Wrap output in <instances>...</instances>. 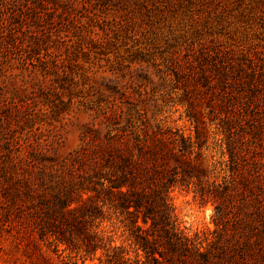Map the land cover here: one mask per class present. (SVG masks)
Returning a JSON list of instances; mask_svg holds the SVG:
<instances>
[{
    "label": "trees",
    "instance_id": "obj_1",
    "mask_svg": "<svg viewBox=\"0 0 264 264\" xmlns=\"http://www.w3.org/2000/svg\"><path fill=\"white\" fill-rule=\"evenodd\" d=\"M68 1L0 0V128L10 135L3 138L5 150L15 154L0 176V264H264V182L260 170L243 175L245 153L234 139L243 116L257 113L263 72L244 63L216 65L207 54L194 67L173 65L197 124L194 142L178 130L150 127L144 113L131 116L114 91L65 159L54 157L51 136L29 140L40 133L36 116L58 123L59 115L87 105L76 99L69 58L56 48L62 35L42 25L51 14L67 13ZM16 65L26 74L13 73ZM193 93L206 95L225 133L229 183L206 179ZM255 123L249 121L251 129ZM177 186L193 188L201 204L213 205L214 237L204 247L175 225L171 192ZM106 211L118 214L133 257L97 231Z\"/></svg>",
    "mask_w": 264,
    "mask_h": 264
},
{
    "label": "rangeland",
    "instance_id": "obj_2",
    "mask_svg": "<svg viewBox=\"0 0 264 264\" xmlns=\"http://www.w3.org/2000/svg\"><path fill=\"white\" fill-rule=\"evenodd\" d=\"M64 7L66 14H51L42 20V25L62 35L56 48L61 56L69 58L68 67L78 83L76 99H85L87 105L70 115H59L58 123L51 117L45 120L36 116L33 127L40 133L29 138L36 141L49 135L56 139L53 154L58 161L79 148L94 111L100 102L110 104L107 95L113 93L131 116L138 118L139 113H144L150 127L178 130L194 142L197 124L189 118L187 102L183 100L186 87L172 73L176 62H189L186 65L194 67L201 55L207 54V62L244 63L264 74V0H69ZM15 67L13 73L26 74L25 68ZM26 92L31 93L32 88L27 86ZM204 97L192 95L202 116L199 127L204 137L205 176L210 183H229L227 139ZM257 97V113L248 111L243 116L236 124L234 139L245 153L243 175L251 178L250 174L260 170V180L264 182V88ZM251 120L257 123L254 129L249 126ZM0 131L1 176L2 167L15 154L11 156L5 150L3 138L10 135L5 128ZM254 157L260 165H252ZM3 185L0 178V188ZM171 204L179 231L202 247L213 240L211 202L201 204L193 188L177 186L171 192ZM96 225L105 241L134 256L131 238L117 213L106 211Z\"/></svg>",
    "mask_w": 264,
    "mask_h": 264
},
{
    "label": "clouds",
    "instance_id": "obj_3",
    "mask_svg": "<svg viewBox=\"0 0 264 264\" xmlns=\"http://www.w3.org/2000/svg\"><path fill=\"white\" fill-rule=\"evenodd\" d=\"M177 203H179V201H177Z\"/></svg>",
    "mask_w": 264,
    "mask_h": 264
}]
</instances>
